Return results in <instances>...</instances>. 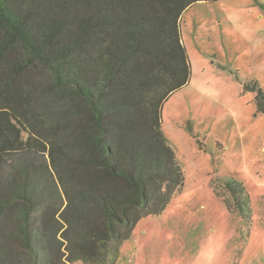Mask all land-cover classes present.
I'll return each instance as SVG.
<instances>
[{
    "label": "trees",
    "instance_id": "trees-1",
    "mask_svg": "<svg viewBox=\"0 0 264 264\" xmlns=\"http://www.w3.org/2000/svg\"><path fill=\"white\" fill-rule=\"evenodd\" d=\"M197 1L0 0V264L104 263L182 190L161 109L189 81Z\"/></svg>",
    "mask_w": 264,
    "mask_h": 264
},
{
    "label": "rangeland",
    "instance_id": "rangeland-1",
    "mask_svg": "<svg viewBox=\"0 0 264 264\" xmlns=\"http://www.w3.org/2000/svg\"><path fill=\"white\" fill-rule=\"evenodd\" d=\"M180 28L190 77L161 116L182 190L99 264H264V113L250 86L264 90V0H199ZM231 177L249 193L246 217L225 204Z\"/></svg>",
    "mask_w": 264,
    "mask_h": 264
}]
</instances>
